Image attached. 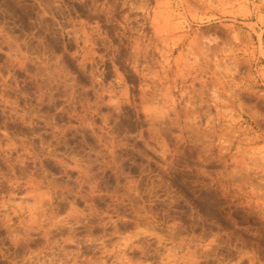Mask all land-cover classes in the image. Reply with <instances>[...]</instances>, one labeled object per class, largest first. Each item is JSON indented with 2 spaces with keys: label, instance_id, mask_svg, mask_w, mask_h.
<instances>
[{
  "label": "rangeland",
  "instance_id": "obj_1",
  "mask_svg": "<svg viewBox=\"0 0 264 264\" xmlns=\"http://www.w3.org/2000/svg\"><path fill=\"white\" fill-rule=\"evenodd\" d=\"M0 264H264V0H0Z\"/></svg>",
  "mask_w": 264,
  "mask_h": 264
}]
</instances>
